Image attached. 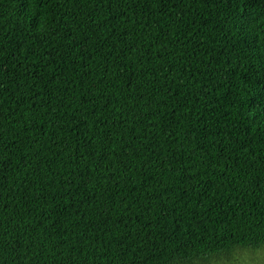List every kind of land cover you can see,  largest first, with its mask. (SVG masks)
Returning a JSON list of instances; mask_svg holds the SVG:
<instances>
[{
    "label": "trees",
    "instance_id": "1",
    "mask_svg": "<svg viewBox=\"0 0 264 264\" xmlns=\"http://www.w3.org/2000/svg\"><path fill=\"white\" fill-rule=\"evenodd\" d=\"M262 249L264 0H0V264Z\"/></svg>",
    "mask_w": 264,
    "mask_h": 264
},
{
    "label": "rangeland",
    "instance_id": "2",
    "mask_svg": "<svg viewBox=\"0 0 264 264\" xmlns=\"http://www.w3.org/2000/svg\"><path fill=\"white\" fill-rule=\"evenodd\" d=\"M251 254H252L251 256L254 257V258H259V257L263 258L261 260H258V262L256 264H264V249H262L261 251L258 250V251L254 252V253H251ZM241 256H243L241 252L233 254V257L237 258L236 259L237 262H238V259Z\"/></svg>",
    "mask_w": 264,
    "mask_h": 264
}]
</instances>
